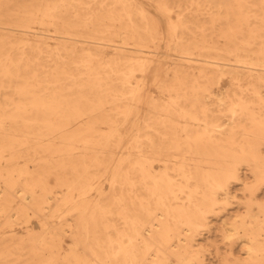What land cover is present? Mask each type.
Returning <instances> with one entry per match:
<instances>
[{
    "label": "bare ground",
    "instance_id": "bare-ground-1",
    "mask_svg": "<svg viewBox=\"0 0 264 264\" xmlns=\"http://www.w3.org/2000/svg\"><path fill=\"white\" fill-rule=\"evenodd\" d=\"M156 1L165 31L133 0H0V264H195L233 183L220 231L246 256L221 262L264 264V0ZM165 35L179 57L140 97Z\"/></svg>",
    "mask_w": 264,
    "mask_h": 264
},
{
    "label": "rangeland",
    "instance_id": "rangeland-1",
    "mask_svg": "<svg viewBox=\"0 0 264 264\" xmlns=\"http://www.w3.org/2000/svg\"><path fill=\"white\" fill-rule=\"evenodd\" d=\"M134 1V7L132 8V14L136 12V6H140L144 8L148 14L158 18L161 22L162 28L165 31L166 27L168 25V17H166L164 14H162L158 9H157V1L156 0H133ZM207 11V9L205 10ZM202 12L199 17L202 22L209 21L211 16L206 12ZM177 14V12L175 13ZM53 28L50 27V35L53 36ZM101 45H98L99 49L106 54H112L115 52L121 45H123V38L121 37H107L104 40H99ZM72 44H76L78 47L80 46H89L88 43H82V41L78 43H73L70 42L69 46ZM173 44L174 42L171 41V38L168 35H165L164 40L152 44L148 43V48H142L143 49V54L145 57H151L153 59V63L150 68H148V74L146 78V83L144 85V91H141L140 97L143 96V94H148L152 95L155 98L159 95L158 89L153 86V80L155 79L156 74H162L165 71V68H170L173 69V63L175 60L178 59V53L174 51L173 49ZM126 49L130 50L133 46L132 41L129 40ZM234 60V59H233ZM159 67V68H158ZM158 68V69H156ZM221 87L220 90H225V88L231 86L230 81L227 77L223 78L220 83ZM141 106L143 108H146L145 104L141 103ZM215 110H217L216 107H214ZM23 162V160L21 161ZM243 174L245 173L247 175L246 181L249 182L250 184L254 183V177L252 176L251 172L249 169L245 168L243 171H241ZM234 194L236 197L229 198L228 200V206L226 207L227 209L223 210L220 209L216 214L212 215L210 217V221L212 222L210 229L204 230L200 232L196 236V238L200 240H195L194 243L196 244H202L204 247L202 248V251L200 252V259L201 261H196L195 264H223L221 262V257L225 256L226 253L230 250L232 247L235 251L236 254L241 255L242 257H245L246 254H244L243 251V244L240 243L238 239H235L237 237H231V238H225L223 237L221 231H220V225H221V218L225 217L226 215L229 214H244L246 212V207H245V201L248 199L249 195L246 191H244L243 186L238 183H233L231 184ZM256 195L258 198H262L264 196V184H262L258 190ZM3 219H0V222H2ZM29 222L26 223L17 221L15 224V228L17 230L19 229H24L26 225L36 227V230L39 229L38 220L36 217L30 216ZM217 251V253H216ZM221 258V259H220Z\"/></svg>",
    "mask_w": 264,
    "mask_h": 264
}]
</instances>
